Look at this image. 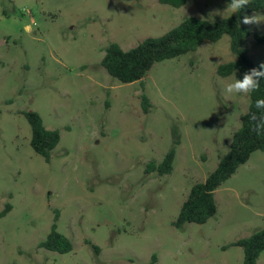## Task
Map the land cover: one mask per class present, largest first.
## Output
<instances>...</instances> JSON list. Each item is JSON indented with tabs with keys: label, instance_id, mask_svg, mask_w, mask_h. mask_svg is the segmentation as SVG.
<instances>
[{
	"label": "rangeland",
	"instance_id": "obj_1",
	"mask_svg": "<svg viewBox=\"0 0 264 264\" xmlns=\"http://www.w3.org/2000/svg\"><path fill=\"white\" fill-rule=\"evenodd\" d=\"M227 6L0 0V264H150L153 256L157 264L243 263V249L234 244L264 229V152H254L215 191L218 211L207 223L173 226L192 186L228 152L249 106V96L224 91L245 74H217L233 60L229 36L156 63L130 84L101 66L110 43L128 51L187 17L233 15ZM255 13L264 17V9ZM243 25L264 34V19ZM245 48L264 64V45L254 35ZM27 111L60 132L49 161L30 146ZM172 147L171 174H146ZM56 211L58 231L73 243L68 254L39 246Z\"/></svg>",
	"mask_w": 264,
	"mask_h": 264
},
{
	"label": "trees",
	"instance_id": "obj_2",
	"mask_svg": "<svg viewBox=\"0 0 264 264\" xmlns=\"http://www.w3.org/2000/svg\"><path fill=\"white\" fill-rule=\"evenodd\" d=\"M223 1L231 3V0ZM187 2L188 0H159L160 4L173 8L183 7ZM263 9L264 0H249L248 5L228 17L216 20L187 17L162 36L149 37L128 51H124L117 43H110L105 50L101 66L120 83L130 84L142 81L156 63L195 52L205 41L216 43L228 35L233 60L218 66V76L227 78L235 73H249L253 69L264 71L250 58L245 48L246 40L251 35H254L257 44L264 45V34H254L251 29L240 23L245 15L250 16L253 12ZM260 85L258 91L249 95L248 109L240 117V127L232 136L228 152L203 182L192 186L181 206L178 218L173 222L175 228L180 229L187 223L198 225L207 223L218 211L215 191L229 180L240 166L247 163L254 152H264V129H261V135L251 131L254 125L260 123L261 110L256 109L255 101L264 99V77L260 78ZM142 107L145 113H148L151 107L145 94L142 96ZM253 114L257 116L255 121L251 120ZM23 115L31 128L30 146L32 150L49 161L51 152L60 142V132L48 130L37 112L27 111L23 112ZM175 155V147H172L160 163L151 162L146 166V174L153 172L160 176L171 174ZM10 209L11 206L8 204L1 216H5ZM58 219L59 212L56 211L55 222L46 239L39 246L50 252L68 254L73 251V243L58 231ZM234 245L243 249L242 264H258V259L264 251V229L237 241ZM92 247L98 251L95 245ZM157 262V257L153 256L150 264H157Z\"/></svg>",
	"mask_w": 264,
	"mask_h": 264
},
{
	"label": "clouds",
	"instance_id": "obj_3",
	"mask_svg": "<svg viewBox=\"0 0 264 264\" xmlns=\"http://www.w3.org/2000/svg\"><path fill=\"white\" fill-rule=\"evenodd\" d=\"M249 4V0H231L226 9H230L232 13H237L244 6ZM264 17L257 15L255 12L253 15H245L240 23L245 25L260 23ZM260 68L264 69V64L260 65ZM264 77V71H258L256 69L251 70V72L246 73L243 79H235L233 82L227 83L224 87L225 93L232 94H242L244 96H249L251 93L258 91L260 88V78ZM255 107L257 110H261V115L259 117L260 123L254 125L251 131L257 135H261V129H264V99H257L255 101ZM251 120H257V116L253 114Z\"/></svg>",
	"mask_w": 264,
	"mask_h": 264
},
{
	"label": "crops",
	"instance_id": "obj_4",
	"mask_svg": "<svg viewBox=\"0 0 264 264\" xmlns=\"http://www.w3.org/2000/svg\"><path fill=\"white\" fill-rule=\"evenodd\" d=\"M215 195V194H214Z\"/></svg>",
	"mask_w": 264,
	"mask_h": 264
}]
</instances>
